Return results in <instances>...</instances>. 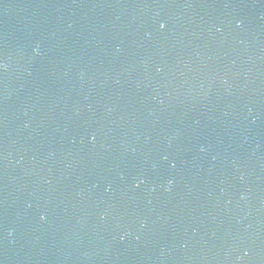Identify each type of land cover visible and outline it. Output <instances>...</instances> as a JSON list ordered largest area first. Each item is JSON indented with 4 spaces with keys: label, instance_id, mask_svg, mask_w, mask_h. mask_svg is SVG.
I'll use <instances>...</instances> for the list:
<instances>
[{
    "label": "water",
    "instance_id": "obj_1",
    "mask_svg": "<svg viewBox=\"0 0 264 264\" xmlns=\"http://www.w3.org/2000/svg\"><path fill=\"white\" fill-rule=\"evenodd\" d=\"M0 264H264V0H0Z\"/></svg>",
    "mask_w": 264,
    "mask_h": 264
},
{
    "label": "clouds",
    "instance_id": "obj_2",
    "mask_svg": "<svg viewBox=\"0 0 264 264\" xmlns=\"http://www.w3.org/2000/svg\"><path fill=\"white\" fill-rule=\"evenodd\" d=\"M5 67H6V65H5ZM168 183L171 184V181H169ZM41 218L43 219V216H41ZM12 231H13L12 229H9V235H11Z\"/></svg>",
    "mask_w": 264,
    "mask_h": 264
},
{
    "label": "snow or ice",
    "instance_id": "obj_3",
    "mask_svg": "<svg viewBox=\"0 0 264 264\" xmlns=\"http://www.w3.org/2000/svg\"><path fill=\"white\" fill-rule=\"evenodd\" d=\"M160 27L161 28H164L165 27V24L164 23H161Z\"/></svg>",
    "mask_w": 264,
    "mask_h": 264
}]
</instances>
